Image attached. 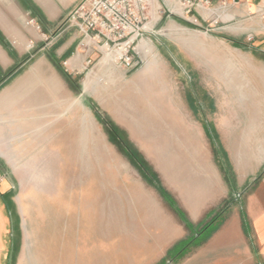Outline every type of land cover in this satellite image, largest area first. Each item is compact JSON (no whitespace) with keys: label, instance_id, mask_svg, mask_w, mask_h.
Wrapping results in <instances>:
<instances>
[{"label":"rangeland","instance_id":"obj_1","mask_svg":"<svg viewBox=\"0 0 264 264\" xmlns=\"http://www.w3.org/2000/svg\"><path fill=\"white\" fill-rule=\"evenodd\" d=\"M184 22L159 19L147 27L134 42V65L130 69L116 64L110 54L92 49L89 55L76 52L75 47L58 55L61 41L40 39L33 27L27 34L25 54L17 57L8 71L16 82L12 93L15 113L29 117L31 124V134L6 137L15 146L11 153L16 166L13 171L19 177L18 183L10 177L12 192L37 221L40 210L49 216L55 210L43 190L45 186L60 191L65 213L73 207L100 212L98 199L104 193L99 183L105 182L107 248L111 255L107 261L97 255L96 264H140L134 261L131 246L140 238L147 244L152 236L161 247L150 264H200L203 260L199 249L209 238L199 246H189L181 257L168 256L167 250L190 233L161 198L154 181L144 176L106 127L107 122L115 127L165 189V184L173 185L182 195L188 194L186 176L191 170L205 168L208 153L226 167L225 175L232 180L212 120L215 105L206 99V88L201 86V81L208 83V93L215 95V60L201 74L198 44L191 43L194 34L176 29L195 28ZM88 60L91 62L87 64ZM0 176L1 183L8 177L2 169ZM147 188L161 199L160 215L150 207ZM243 195L233 193L216 210L226 214L230 207L241 205ZM162 203L185 229L182 237L169 244L166 232L171 228ZM245 264L264 263L254 259Z\"/></svg>","mask_w":264,"mask_h":264},{"label":"crops","instance_id":"obj_2","mask_svg":"<svg viewBox=\"0 0 264 264\" xmlns=\"http://www.w3.org/2000/svg\"><path fill=\"white\" fill-rule=\"evenodd\" d=\"M79 1L0 0V169L8 175L0 185V264H96L97 255L105 261L111 255L107 248L105 182L99 183L104 193L98 199L100 212L73 207L65 213L60 191L45 186L47 198L55 205L54 214L49 216L42 209L35 221L22 200L15 198L10 179L13 176L19 182L11 154L15 146L6 137L31 134L30 118L15 113L12 93L16 82L14 75L8 74L17 57L25 54L27 34L34 30L26 19H34L40 26L34 32L40 39L60 40L56 52L63 55L75 47L78 35L73 28H59ZM183 20L195 28L176 29L194 34L195 41L191 43L198 44L201 74L215 60V95L208 93V83L201 81V86L206 88V99L215 105L212 120L232 180L227 179L224 165L208 153L205 168L200 172L191 170L186 176L188 194L182 195L173 185L165 187L194 223L233 193L244 192L241 205L230 207L218 229L200 246V264H245L254 259L264 263V0H212L208 12L199 10ZM207 26L211 29L205 31ZM146 190L151 209L160 215L159 195ZM162 206L171 228L170 233L166 232L170 243L182 237L185 229L163 203ZM241 213L249 224L248 236L242 228ZM154 238L147 244L140 238L131 246L136 263L155 261L161 245Z\"/></svg>","mask_w":264,"mask_h":264},{"label":"built area","instance_id":"obj_3","mask_svg":"<svg viewBox=\"0 0 264 264\" xmlns=\"http://www.w3.org/2000/svg\"><path fill=\"white\" fill-rule=\"evenodd\" d=\"M212 0H80L63 19L59 31L77 32L75 51L89 55L107 53L125 69L134 65V42L159 19H190L199 10L208 12ZM26 24L39 29L34 19ZM88 60L86 63H90ZM66 64V61H65ZM3 176H0V183Z\"/></svg>","mask_w":264,"mask_h":264},{"label":"trees","instance_id":"obj_4","mask_svg":"<svg viewBox=\"0 0 264 264\" xmlns=\"http://www.w3.org/2000/svg\"><path fill=\"white\" fill-rule=\"evenodd\" d=\"M106 127L113 140H116V142H118V144L124 149V152L127 153L129 157H131V160L138 166V168L142 170L144 176L149 181L150 178L154 181V184H156L157 191L161 198L174 212L177 218L182 222L185 229L190 233L188 237L178 240L167 250L168 256L171 259L181 257L188 252L189 246H199L201 245V243L207 240L221 225L224 219L223 210L221 209L217 211L216 209H211L205 213V215L199 222H192L188 218L186 212L178 206L174 197L158 182L154 175H152L150 172H147L148 170H146L145 167L146 163L144 159L136 152V150L131 147V145H129L126 141L120 138V134L115 129V127L110 126L108 122L106 124ZM223 170H225V173L228 174L226 167H223ZM241 221L243 231L245 235L248 236L249 225L244 214L242 215Z\"/></svg>","mask_w":264,"mask_h":264},{"label":"bare ground","instance_id":"obj_5","mask_svg":"<svg viewBox=\"0 0 264 264\" xmlns=\"http://www.w3.org/2000/svg\"><path fill=\"white\" fill-rule=\"evenodd\" d=\"M66 64H67V61H66Z\"/></svg>","mask_w":264,"mask_h":264},{"label":"water","instance_id":"obj_6","mask_svg":"<svg viewBox=\"0 0 264 264\" xmlns=\"http://www.w3.org/2000/svg\"><path fill=\"white\" fill-rule=\"evenodd\" d=\"M238 196V195H237Z\"/></svg>","mask_w":264,"mask_h":264}]
</instances>
